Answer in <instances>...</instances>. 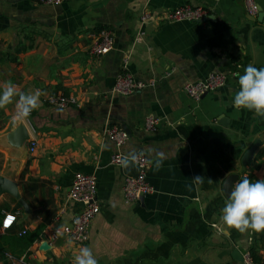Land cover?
<instances>
[{"label":"crops","instance_id":"crops-1","mask_svg":"<svg viewBox=\"0 0 264 264\" xmlns=\"http://www.w3.org/2000/svg\"><path fill=\"white\" fill-rule=\"evenodd\" d=\"M257 2L261 16L252 19L242 0H67L59 6L0 0V86L11 81L47 94L23 122L36 141L33 153L27 141L13 157L0 142V176L17 184L27 205L0 196V264H73L85 246L98 264H243L232 252L243 257L251 230L222 224L221 182L242 174L241 156L256 140V167L245 170L264 179V155L257 157L264 151V116L233 106L238 76L250 64L264 68V0ZM187 4L205 8L208 19L163 20ZM142 14L149 16L145 23ZM101 29L112 33L113 49L95 57L88 34ZM122 72L143 88L113 92ZM212 72L225 74L226 85L191 100L185 84ZM61 96L76 103H50ZM14 112L15 104L0 109V134ZM148 117L158 119L153 130L145 128ZM112 124L128 134L119 148L105 137ZM116 152H143L151 193L125 200L124 179L137 176L138 168L112 164ZM157 153H163L159 167ZM77 172L94 176L99 206L82 245L52 238L82 209L67 199ZM196 176L203 182H194ZM7 215L15 220L2 230Z\"/></svg>","mask_w":264,"mask_h":264},{"label":"built area","instance_id":"built-area-1","mask_svg":"<svg viewBox=\"0 0 264 264\" xmlns=\"http://www.w3.org/2000/svg\"><path fill=\"white\" fill-rule=\"evenodd\" d=\"M67 0H40V3L45 5L59 6ZM245 12L248 16L256 17L259 12L257 0H242ZM208 16V11L201 6L183 5L165 14L163 20L168 21H188V22H203V19ZM147 14H142L141 22L145 23L148 19ZM139 34L137 40L141 38ZM90 39L89 53L92 56L100 57L107 54L113 49L112 33L107 29H101L88 34ZM227 83V76L222 73H209L207 77L195 83H187L184 86V93L194 102L213 92ZM143 84L133 79L129 74L120 73L112 87L113 92L120 95H130L143 88ZM50 103L65 107L68 104H75L74 97L61 96L53 98ZM158 119L148 117L145 120V128L153 130L157 125ZM105 137L112 142L116 148L121 147L128 139V134L125 130L117 125H110L105 129ZM36 147V141L31 138L28 141L27 151L33 153ZM122 154L116 152L111 156V163L116 166H121L118 157ZM138 168L137 176H128L124 179L123 194L127 202L139 200L141 197L152 192L151 186L147 183L145 174L149 166L148 159L143 154L141 159L135 163ZM96 180L94 176L77 172L74 174L71 187L67 193L68 201H73L81 204L82 209L70 224L64 225L55 229L52 232V238L55 239L59 235L65 236L75 245H82L89 239V227L92 219L99 211V206L96 199ZM15 220V216L7 215L4 219L1 229L4 230ZM22 231L21 234H24ZM243 264H254L248 253L243 255Z\"/></svg>","mask_w":264,"mask_h":264},{"label":"clouds","instance_id":"clouds-1","mask_svg":"<svg viewBox=\"0 0 264 264\" xmlns=\"http://www.w3.org/2000/svg\"><path fill=\"white\" fill-rule=\"evenodd\" d=\"M239 90L234 95L233 106L236 109L254 111L257 116H264V68L248 65L243 74L238 76ZM0 109L15 104L13 119L17 122L26 121L34 110L41 106V96L47 95L40 89L25 92L11 81L0 86ZM143 156L141 153H128L118 157L123 168L128 169ZM159 157L157 167L163 159ZM204 180L196 176L193 181L197 184ZM211 181V180H210ZM220 220L229 229L240 233L248 231H264V179L253 182L248 177L237 180L231 186V192L222 208ZM73 264H98V260L90 247H82L74 256Z\"/></svg>","mask_w":264,"mask_h":264},{"label":"water","instance_id":"water-1","mask_svg":"<svg viewBox=\"0 0 264 264\" xmlns=\"http://www.w3.org/2000/svg\"><path fill=\"white\" fill-rule=\"evenodd\" d=\"M260 16L261 14H258V17ZM204 19L207 20L208 17ZM252 19H254V17H252ZM30 139L31 137L28 132L27 126L23 122L21 123L15 120L10 121L7 128L0 134L1 144L13 154V157H19V155L25 149L26 142ZM260 144L261 142L259 140H256L245 150L240 159V169L246 168L251 163V161L253 160L254 153L260 146ZM238 179L239 171L228 174L222 180L221 191L225 198L228 199V195L231 192V186ZM4 194L11 196L17 201L20 206H22L25 210L27 209L25 201L19 195L17 184L13 182L10 178L0 176V196ZM44 247L46 246L42 245V248ZM232 256L235 260L243 262V257L240 256L237 251L232 252Z\"/></svg>","mask_w":264,"mask_h":264},{"label":"trees","instance_id":"trees-1","mask_svg":"<svg viewBox=\"0 0 264 264\" xmlns=\"http://www.w3.org/2000/svg\"><path fill=\"white\" fill-rule=\"evenodd\" d=\"M26 1L34 2V3H40V0H26ZM262 155H264V151L260 152L257 157H260ZM250 165L252 167H256V165H254L253 160L251 161V163L248 166H250ZM246 168H244L242 170L243 172H242V174H240L239 179H242L243 177L246 176L249 179H251L253 182H255L256 179L253 177V175L250 172L246 173V170H245ZM22 235L23 234H21V236ZM246 253L249 254V256H250V258L254 264H264V231H262V232L251 231L250 245H249Z\"/></svg>","mask_w":264,"mask_h":264}]
</instances>
